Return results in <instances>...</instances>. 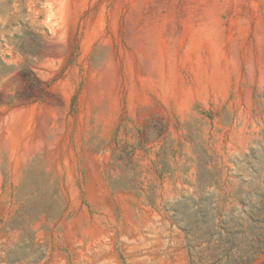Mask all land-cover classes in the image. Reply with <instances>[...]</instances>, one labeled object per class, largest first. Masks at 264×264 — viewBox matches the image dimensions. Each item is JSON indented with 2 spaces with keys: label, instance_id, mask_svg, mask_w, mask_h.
I'll list each match as a JSON object with an SVG mask.
<instances>
[{
  "label": "rangeland",
  "instance_id": "1",
  "mask_svg": "<svg viewBox=\"0 0 264 264\" xmlns=\"http://www.w3.org/2000/svg\"><path fill=\"white\" fill-rule=\"evenodd\" d=\"M0 264H264V0H0Z\"/></svg>",
  "mask_w": 264,
  "mask_h": 264
}]
</instances>
